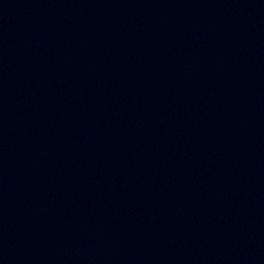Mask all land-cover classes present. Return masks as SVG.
Listing matches in <instances>:
<instances>
[{
	"label": "water",
	"instance_id": "1",
	"mask_svg": "<svg viewBox=\"0 0 264 264\" xmlns=\"http://www.w3.org/2000/svg\"><path fill=\"white\" fill-rule=\"evenodd\" d=\"M0 264H264L92 0H0Z\"/></svg>",
	"mask_w": 264,
	"mask_h": 264
}]
</instances>
